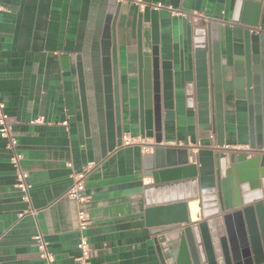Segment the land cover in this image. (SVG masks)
<instances>
[{
  "label": "crops",
  "instance_id": "1",
  "mask_svg": "<svg viewBox=\"0 0 264 264\" xmlns=\"http://www.w3.org/2000/svg\"><path fill=\"white\" fill-rule=\"evenodd\" d=\"M109 8L118 9L122 139L135 140L112 151L101 61ZM241 21H255L256 33L264 34V0H0V96L30 185L26 201L0 137V264H44L33 242L37 235L55 264H79V211L89 218V264H164L150 233L148 189L173 186L159 193L174 205L185 179L154 185L145 171L143 158L151 154L153 139L140 134L139 63L155 50L171 75L172 108L161 110L162 145L192 153L216 149V137L212 141L213 132L201 130L195 105L188 109L184 94L187 84H195L193 29L201 24L219 27L223 147L245 153L246 160L259 158L264 167V150H248L246 93L235 85L236 64H243L244 55ZM88 165L79 200L66 198L72 174ZM199 211L197 200L188 202L192 222Z\"/></svg>",
  "mask_w": 264,
  "mask_h": 264
},
{
  "label": "water",
  "instance_id": "2",
  "mask_svg": "<svg viewBox=\"0 0 264 264\" xmlns=\"http://www.w3.org/2000/svg\"><path fill=\"white\" fill-rule=\"evenodd\" d=\"M117 13L118 9H108L101 40L110 151L122 145L115 53ZM232 22L239 21L234 18ZM241 23L244 55L243 64H236L235 85L246 93L248 150L260 152L264 150V34L256 33L255 21ZM193 36L196 75L194 86H185L186 106L193 109L195 105L201 130L213 132L212 141L216 137L213 145L222 148L219 27L212 22L201 24L193 29ZM78 76L86 123L80 71ZM139 80L140 134L153 139L151 154L143 158L145 171L150 173L154 185L179 177L185 179L179 184L183 189L181 200L174 205L172 201L163 202L159 193L173 186L148 189L150 233L155 237L160 260L164 264H264V167L259 168V158L246 160L245 153L215 152L211 148L198 147L192 153L184 148L163 146L161 110L172 108L173 91L167 65L160 63L155 50L150 58L140 60ZM192 200L198 201L200 210L194 222L188 213V202Z\"/></svg>",
  "mask_w": 264,
  "mask_h": 264
},
{
  "label": "built area",
  "instance_id": "3",
  "mask_svg": "<svg viewBox=\"0 0 264 264\" xmlns=\"http://www.w3.org/2000/svg\"><path fill=\"white\" fill-rule=\"evenodd\" d=\"M0 137L5 140V147L11 154V163L16 170L17 175V183L16 187L21 191L23 194V199H29V189L30 185L27 182V173L21 167L22 156L17 151V142L15 137L13 136V132L11 129V122L8 115L5 113V106L1 100L0 96ZM135 143L134 139H122V146H129ZM143 150H146V147L141 145ZM216 152L226 151V147L216 148L214 149ZM92 166L88 165L84 169L79 172H74L72 174V184L68 188L65 193V197L78 201L79 200V193L84 190V182L85 179L90 171ZM33 213V211H31ZM77 223H78V232L80 234L79 242L77 248L80 252V256L78 257L77 261L79 264H89V259L91 255V249L86 237V230L89 223L88 216L83 212L79 211L77 213ZM34 245L37 247L39 252V257L43 260L44 264H55L54 257L52 254L47 250L46 244L43 238L40 235L33 237Z\"/></svg>",
  "mask_w": 264,
  "mask_h": 264
},
{
  "label": "bare ground",
  "instance_id": "4",
  "mask_svg": "<svg viewBox=\"0 0 264 264\" xmlns=\"http://www.w3.org/2000/svg\"><path fill=\"white\" fill-rule=\"evenodd\" d=\"M192 210H193V212H194V211H195V208L193 207V209H192Z\"/></svg>",
  "mask_w": 264,
  "mask_h": 264
}]
</instances>
